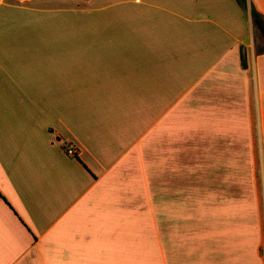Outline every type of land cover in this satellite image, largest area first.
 Instances as JSON below:
<instances>
[{
  "label": "crops",
  "instance_id": "1",
  "mask_svg": "<svg viewBox=\"0 0 264 264\" xmlns=\"http://www.w3.org/2000/svg\"><path fill=\"white\" fill-rule=\"evenodd\" d=\"M246 2L0 0V264H264Z\"/></svg>",
  "mask_w": 264,
  "mask_h": 264
},
{
  "label": "rangeland",
  "instance_id": "2",
  "mask_svg": "<svg viewBox=\"0 0 264 264\" xmlns=\"http://www.w3.org/2000/svg\"><path fill=\"white\" fill-rule=\"evenodd\" d=\"M257 32L259 35H263V32H261V30H258ZM252 173L254 175L253 176L251 175V178L255 179V186H256V189H258V193H259V197H260V203H259L260 204V210L262 211V213H264V170L262 169L260 158H259V161L257 162V167L255 168V171H252ZM244 188H245V192H249L251 186L246 184V182H245ZM192 231H193V228L191 226L190 230H189L190 239L192 236Z\"/></svg>",
  "mask_w": 264,
  "mask_h": 264
},
{
  "label": "trees",
  "instance_id": "3",
  "mask_svg": "<svg viewBox=\"0 0 264 264\" xmlns=\"http://www.w3.org/2000/svg\"><path fill=\"white\" fill-rule=\"evenodd\" d=\"M237 2L243 8L244 11H247L248 7H247L246 0H237ZM250 14H251L254 26L258 28L259 30H261V32H263V38H264V17L260 13H258L252 6L250 7ZM240 61H241V66L243 68H246V65H247L246 58L242 50H241V55H240Z\"/></svg>",
  "mask_w": 264,
  "mask_h": 264
}]
</instances>
